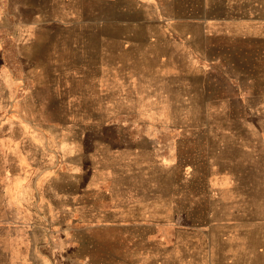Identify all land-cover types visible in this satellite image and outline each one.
<instances>
[{"label":"rangeland","instance_id":"obj_1","mask_svg":"<svg viewBox=\"0 0 264 264\" xmlns=\"http://www.w3.org/2000/svg\"><path fill=\"white\" fill-rule=\"evenodd\" d=\"M19 1L0 36V242L55 252L24 264H264L246 244L264 221V38L218 20L259 8L144 0L153 34L174 23L189 35L159 71L104 22L45 20L51 2ZM107 191L146 201L159 226L110 225Z\"/></svg>","mask_w":264,"mask_h":264},{"label":"crops","instance_id":"obj_2","mask_svg":"<svg viewBox=\"0 0 264 264\" xmlns=\"http://www.w3.org/2000/svg\"><path fill=\"white\" fill-rule=\"evenodd\" d=\"M48 4L52 3L53 13L52 16H43V19H48L52 21L67 22V21H102L104 22L103 28L106 30L103 33V36L108 40H115L121 42H127L128 45L125 47V51H138L143 52V54L150 61L157 62L155 67L159 71H164V69L169 67L170 60V49L173 48V43L178 45V38L181 33L185 36L186 31L178 30V26L174 23L170 25L169 30L159 29L157 34H153L154 29H150V26L143 24L142 20L148 21V12L147 9L149 4L144 0H48ZM233 1L238 2L241 5H252L257 6L259 9L257 12H247V15L238 18L233 17L230 12L218 20L227 22L226 25L232 23H243L241 30H244L242 33L244 36H248L254 39H263L264 38V0H223L221 4H230ZM22 5L19 0H0V36L4 31H12L13 26H9V23L15 22L18 20V14L16 13L19 10V6ZM261 6V7H260ZM13 8V10L11 9ZM9 9V11H8ZM152 9V7H151ZM245 25V26H244ZM244 26V27H243ZM141 29H146V39L144 42L138 43L136 39V32L141 31ZM155 35V36H154ZM188 35V32L186 33ZM189 36V35H188ZM161 46V47H160ZM131 47L132 50H129ZM137 48V49H136ZM110 67H107L109 69ZM161 74V73H160ZM165 74V73H164ZM118 76L120 74L114 73L110 74V77ZM149 147L151 151L150 154L153 155V160L157 162V146ZM147 167L144 166L146 170ZM146 173V171L144 172ZM189 174L186 173V176ZM209 181H219L222 182L225 180V177L219 176L218 178H207ZM210 189L214 188L210 184ZM107 200H108V210L106 213L112 214V221L110 225L123 224L126 225L131 223H139L140 226L149 225L151 227L157 228L159 225L157 223H150L146 220L145 214L147 213L146 201L139 200L135 205L132 203L128 204L127 201L123 200L114 201L111 191H107ZM159 203V202H157ZM130 205V206H129ZM122 206V208L120 207ZM56 211L60 213H69L76 215L77 210L68 207H59ZM161 211V210H159ZM120 213H132L133 216L130 218L126 215L123 216V220L120 218ZM99 214L98 210H94V216ZM140 219L134 220L136 217ZM142 215V216H141ZM53 224H60L59 222H52ZM62 225H67L68 223L74 224L75 221H61ZM98 223L94 221V225ZM51 224V223H50ZM51 224V225H53ZM246 228L247 226H243ZM247 232L249 233L250 240L246 243L250 247L251 251V260L254 262L255 257L259 255H264V253H259L261 246H264V221L254 227L252 222L248 227ZM0 251L5 257V264H24L25 261H33L35 256L39 260H44L45 258L51 260L52 262L56 259L55 252H42L37 249L36 245L28 241L26 237H20L18 235L5 237L1 239L0 242ZM254 251V252H253ZM262 252H264V247H262ZM46 259V260H47ZM81 260V256H80ZM253 264V263H252Z\"/></svg>","mask_w":264,"mask_h":264}]
</instances>
